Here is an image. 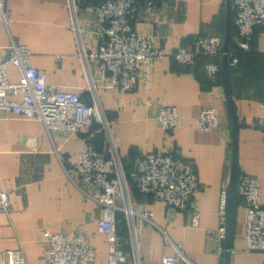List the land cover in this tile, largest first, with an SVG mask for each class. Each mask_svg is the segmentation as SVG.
<instances>
[{"label":"crops","instance_id":"crops-1","mask_svg":"<svg viewBox=\"0 0 264 264\" xmlns=\"http://www.w3.org/2000/svg\"><path fill=\"white\" fill-rule=\"evenodd\" d=\"M75 2L74 20L69 0H5L0 59L12 45L27 47L32 66L45 73L49 85L79 93L89 105L99 102L116 126L115 145L127 171L134 157L147 152L170 153L194 171L198 191L185 211L169 212L164 203L137 196L131 189L134 203L153 213L151 220L134 219L140 264H161L164 256L175 255L176 245H182L187 259L181 264H219L220 233L225 224L222 205L231 166L232 127L225 93L222 81L213 83L208 78L206 61L200 59L192 69L174 61L170 54L201 38L218 48L223 46L226 0H167L152 8L141 2L131 26L137 32L152 33L168 56L145 69L137 89L126 93L102 79L95 62L89 60L86 66L80 42L86 50L98 43L93 3ZM232 43L236 44L235 37ZM230 72L239 123V172L259 181L264 207V137L262 129L251 125L255 118L264 117L260 108L264 104L263 29H256L251 49L238 56ZM8 73L12 81H18L14 67L10 66ZM161 106L178 110L182 121L177 130L161 127L157 121ZM205 108L217 109L220 114L221 125L210 132L201 131L197 124L199 112ZM102 135L95 137L92 146L107 155ZM84 144L83 135L49 132L36 118L0 117V191L8 193L12 205L10 213L0 211V264L7 251L16 250L23 252L27 264H47L42 239L45 230L83 233L98 251L95 264H108L109 243L98 231L103 211L94 199L97 190L72 173ZM116 219L121 250L127 258L123 264H135L128 222L122 212H117ZM193 221L196 226L191 225ZM245 223L246 210L240 206L231 264H264V252L247 248Z\"/></svg>","mask_w":264,"mask_h":264},{"label":"built area","instance_id":"built-area-1","mask_svg":"<svg viewBox=\"0 0 264 264\" xmlns=\"http://www.w3.org/2000/svg\"><path fill=\"white\" fill-rule=\"evenodd\" d=\"M167 0H104L93 10L97 44L86 50L80 42L86 66L89 60L96 63L98 74L107 79L121 93L137 89L141 73L155 61L168 55L157 44L152 33L137 32L131 26L140 3L147 8L165 5ZM76 19V2L69 0ZM232 24L237 31L236 45L249 50L257 28L264 31V0H232ZM0 21H6L5 0H0ZM75 31L80 40L81 31L75 21ZM219 54L218 47L207 41H196L189 48H181L170 54L174 61L192 67L200 56ZM31 52L27 47L12 45L8 54L0 59V117L4 114L36 118L52 133L87 136L85 144L72 165L73 175L92 185L97 193L94 199L102 207L103 216L98 231L109 243L106 253L108 264H123L127 258L121 250L117 233V212H122L128 222L129 240L135 264H140L137 247V229L134 219L153 218L152 211L143 204H135L131 188L151 196L166 205L169 212L189 209L198 191V181L189 165L167 152H147L134 159L129 179L115 145L116 126L110 122L99 102L85 103L76 92H62L46 82L45 73L31 64ZM233 59L231 65H235ZM18 73V81L11 80L8 69ZM208 78L217 82L220 68L212 63L205 67ZM93 81V80H92ZM93 91L94 81L91 82ZM94 96L95 93H94ZM264 110V104L260 106ZM217 109L205 108L199 112L197 124L201 131L210 132L221 125ZM157 121L165 131L177 130L182 117L175 107L161 106ZM94 125L104 134L106 153L89 143ZM262 129L264 117L255 118L251 124ZM238 193L240 206L246 210L245 237L249 251L264 252V207L260 202L259 181L247 174H239ZM224 201L222 205L223 223ZM0 211L10 213L12 205L7 192L0 191ZM193 226L197 224L192 222ZM224 229L220 233L223 237ZM44 258L47 264H95L98 251L81 233L71 235L45 230ZM175 255H166L161 264H181L187 261L182 245L174 246ZM2 264H27L21 250L7 251ZM219 264H222L220 262Z\"/></svg>","mask_w":264,"mask_h":264},{"label":"water","instance_id":"water-1","mask_svg":"<svg viewBox=\"0 0 264 264\" xmlns=\"http://www.w3.org/2000/svg\"><path fill=\"white\" fill-rule=\"evenodd\" d=\"M232 28V0H226V15H225V33L222 46V56L220 65V76L222 86L225 93L227 113L231 121V166L229 181L224 195V233L221 238V262L222 264H231V251L234 248V241L237 235L238 214L240 209V197L238 193V130L239 124L235 109L233 106L231 92V72L230 65L232 56L230 55ZM121 243V240H120Z\"/></svg>","mask_w":264,"mask_h":264},{"label":"trees","instance_id":"trees-1","mask_svg":"<svg viewBox=\"0 0 264 264\" xmlns=\"http://www.w3.org/2000/svg\"><path fill=\"white\" fill-rule=\"evenodd\" d=\"M104 0H90V2H92L93 4H92V6H91V8L94 10L95 8H97L98 6H100L101 4H102V2H103ZM92 10V11H93ZM233 12V11H232ZM260 29V28H259ZM255 33H256V31H255ZM255 33H254V36H253V40L251 41V44H250V48H249V50L251 49V46H252V44H253V42H254V38H255ZM236 35H237V31H236V29L234 28V26H233V24H232V28H231V42H230V55L232 56V60L233 59H237L238 58V56L239 55H241V54H243V53H245V52H247L246 50H242V49H240L236 44H233L232 43V38H236ZM224 40V39H223ZM196 41H209V40H204V39H198V40H196ZM209 42H211V41H209ZM221 46H222V44H221ZM219 47L218 49H219V54H217V55H212V56H200V57H198L197 59H196V62H195V65L194 66H192V67H189V68H195L196 67V64H197V62L201 59V60H203V61H206L205 62V64L207 65V64H209V63H212V64H215V65H217L219 68H220V65H221V56H222V47ZM237 57V58H236ZM204 64V65H205ZM206 65H205V67H206ZM205 72H206V70H205ZM207 74V73H206ZM221 81V76H220V71H219V77H218V80H217V82H220ZM79 94V93H78ZM80 95V94H79ZM81 97V96H80ZM82 99V98H81ZM239 124V123H238ZM98 129H99V126L98 125H94L93 126V128L91 129V134L93 133V135H89V143L91 144V145H94L95 146V144H96V139H95V137L97 138L98 136L97 135H102V134H100V132H98ZM95 135V136H94ZM104 135V134H103ZM103 135H102V137H103ZM86 137L87 136H84V139H86ZM102 141H103V139H102ZM104 141H105V138H104ZM96 149V148H95ZM98 149V148H97ZM98 151H99V149H98ZM100 152H102V151H100ZM169 155H171L170 153H168ZM135 158V157H134ZM134 158L132 159V161H131V163H130V168H129V170L127 171L126 170V168L124 167V165H123V163H122V165H123V168H124V170H125V175L127 176V178L129 179V174H130V172H131V170H132V166H133V162H134ZM122 161V160H121ZM132 189V192H134V194L135 195H137V196H143V197H148L149 199H152V197L151 196H148V195H145V194H143V193H140L139 192V190L137 189V188H135V187H132L131 188ZM133 200V199H132ZM153 200V199H152ZM133 202H134V200H133ZM120 225V224H119Z\"/></svg>","mask_w":264,"mask_h":264},{"label":"rangeland","instance_id":"rangeland-1","mask_svg":"<svg viewBox=\"0 0 264 264\" xmlns=\"http://www.w3.org/2000/svg\"><path fill=\"white\" fill-rule=\"evenodd\" d=\"M207 42H209V41H207Z\"/></svg>","mask_w":264,"mask_h":264}]
</instances>
